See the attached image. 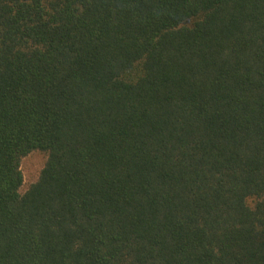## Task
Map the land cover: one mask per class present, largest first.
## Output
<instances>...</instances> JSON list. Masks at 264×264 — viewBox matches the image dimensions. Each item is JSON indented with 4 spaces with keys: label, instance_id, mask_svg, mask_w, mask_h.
<instances>
[{
    "label": "trees",
    "instance_id": "trees-1",
    "mask_svg": "<svg viewBox=\"0 0 264 264\" xmlns=\"http://www.w3.org/2000/svg\"><path fill=\"white\" fill-rule=\"evenodd\" d=\"M0 264H264V0H0Z\"/></svg>",
    "mask_w": 264,
    "mask_h": 264
},
{
    "label": "rangeland",
    "instance_id": "rangeland-1",
    "mask_svg": "<svg viewBox=\"0 0 264 264\" xmlns=\"http://www.w3.org/2000/svg\"><path fill=\"white\" fill-rule=\"evenodd\" d=\"M47 155L45 152L34 150L20 160L19 168L22 174V185L19 193L23 194L31 184L35 183L45 166Z\"/></svg>",
    "mask_w": 264,
    "mask_h": 264
}]
</instances>
